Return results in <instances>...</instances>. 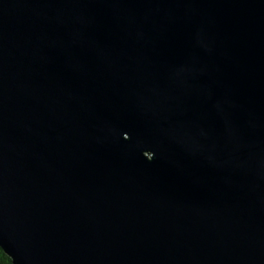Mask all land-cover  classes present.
Segmentation results:
<instances>
[{
	"label": "water",
	"instance_id": "95a60500",
	"mask_svg": "<svg viewBox=\"0 0 264 264\" xmlns=\"http://www.w3.org/2000/svg\"><path fill=\"white\" fill-rule=\"evenodd\" d=\"M0 249L264 264V0H0Z\"/></svg>",
	"mask_w": 264,
	"mask_h": 264
},
{
	"label": "trees",
	"instance_id": "16d2710c",
	"mask_svg": "<svg viewBox=\"0 0 264 264\" xmlns=\"http://www.w3.org/2000/svg\"><path fill=\"white\" fill-rule=\"evenodd\" d=\"M0 264H12L11 259L0 249Z\"/></svg>",
	"mask_w": 264,
	"mask_h": 264
}]
</instances>
